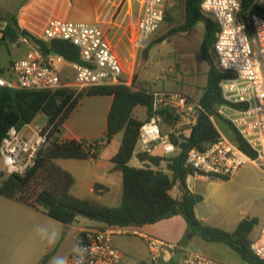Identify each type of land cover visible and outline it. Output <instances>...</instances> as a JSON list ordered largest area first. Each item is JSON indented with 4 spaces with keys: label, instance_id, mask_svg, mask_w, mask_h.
Instances as JSON below:
<instances>
[{
    "label": "trees",
    "instance_id": "16d2710c",
    "mask_svg": "<svg viewBox=\"0 0 264 264\" xmlns=\"http://www.w3.org/2000/svg\"><path fill=\"white\" fill-rule=\"evenodd\" d=\"M201 2L202 0H186L184 24L166 33L157 41L162 43L169 35L179 31H189L198 23H203L206 28L202 52L210 69L208 84L200 101L203 111L199 114L196 123L187 126L180 136L176 137L175 133L169 135L171 142L177 147L175 154L157 156L137 153L138 160L144 163V166L130 165L144 123L151 120L155 114H159L163 123L170 128H175L183 120L182 114L170 107H163L158 112H154L155 92L151 89L130 87L125 84L97 85L81 90L67 86L66 83L57 89L43 90L11 89L0 86V148L12 127L21 130L25 125L32 124L40 114L47 117L46 127L50 130L48 140L38 151L31 168L23 174L6 175L5 172H0V195L42 210L48 217L64 225L76 223L78 216L85 214L104 215L108 218L106 225L109 226L143 227L159 222L163 219L161 216L164 213L174 209L175 214L182 215L188 226L198 231L207 241L224 242L251 264H264V260L255 256L250 249V235L258 225V219H243L232 233L206 226L198 220L195 212V207L204 199L190 192L186 184L187 177L193 174V170L186 165L188 151L192 148L203 150L220 137L215 124L216 117L231 127L234 135L230 139L251 158H257V153L241 138L232 124L217 112V106L225 102L220 83L227 75L219 71L217 62L208 51L207 46L209 49L212 48L219 28L213 20L201 12ZM252 7L259 13L251 0H242L239 17L243 18ZM18 37L19 35L16 40ZM31 39L44 56L57 52L68 62L84 64L80 58L79 48L70 41L44 42L35 37ZM151 47L148 46L147 51ZM4 73L5 70L0 68V74L4 75ZM98 96L113 97L104 137L94 142L61 139L65 122L83 99ZM138 107L146 109L145 120L135 117L134 111ZM235 107L239 108L240 105ZM121 133L120 149L111 160L114 164L113 170L121 172L123 176L121 204L117 207H107L90 199H81L72 195L71 189L76 179L57 161L97 160L102 149ZM163 162L166 164V170L172 172V176L161 169ZM178 183L182 191L180 200L171 195ZM98 187L99 185L95 186L96 190ZM86 235V231L81 232L78 239H84ZM51 256L52 252L45 255L40 264H47ZM141 264L146 263L141 262Z\"/></svg>",
    "mask_w": 264,
    "mask_h": 264
},
{
    "label": "built area",
    "instance_id": "2783aa9c",
    "mask_svg": "<svg viewBox=\"0 0 264 264\" xmlns=\"http://www.w3.org/2000/svg\"><path fill=\"white\" fill-rule=\"evenodd\" d=\"M137 2L140 17L135 46L141 49L165 22L168 0ZM200 9L218 25L212 51L219 71L227 75L220 83L225 102L217 106V112L232 124L241 138L257 153L256 159L251 158L220 131L218 140L205 149L192 148L188 151L186 165L193 170L192 176L207 181H224L233 179L246 164L261 163V167H264V17L252 7L240 18L242 0H202ZM38 39L44 42L70 41L79 48L84 64L68 62L60 55L44 56L39 50L33 49L25 58L12 63L9 76L0 74L1 87L57 89L64 85L62 72L65 66L73 69L75 86L80 90L97 85L125 84L122 64L99 26L51 18ZM25 42L26 39L20 36L15 44ZM163 107L181 113L186 125H194L203 111L200 103L191 104L182 93L155 92L154 112ZM162 123L159 114L144 123L137 146L140 153L152 154L160 143L166 156L177 152L170 136L163 135ZM49 133L46 125L39 127L32 123L21 130L12 127L0 148V167L3 171L6 174L25 173L34 165L37 153L46 144ZM175 135L177 137L181 133L175 132ZM86 232V237L78 240L68 264H79L81 256L83 264H123L124 254L115 247L113 240L116 236L129 235L143 236L153 264H219L190 251L175 263V255L184 250L181 244L142 235L138 227L103 225ZM250 249L255 256L264 260V222L259 235L251 241Z\"/></svg>",
    "mask_w": 264,
    "mask_h": 264
},
{
    "label": "crops",
    "instance_id": "0c3cea01",
    "mask_svg": "<svg viewBox=\"0 0 264 264\" xmlns=\"http://www.w3.org/2000/svg\"><path fill=\"white\" fill-rule=\"evenodd\" d=\"M251 1L256 5L259 13L264 16V0ZM168 10L167 8V13ZM139 17L140 6L137 0H0V68L5 70V76H9V68L14 61L25 58L30 51L37 49L31 38H39L48 20L59 18L99 26L105 32L112 49L122 64L124 70L123 82L131 87L133 86L132 82L135 73H138L137 67L139 65L137 60L139 49L135 46V40L138 36L137 23ZM17 35L24 37L26 42L16 45L15 40ZM10 48L14 49L15 52L12 53ZM71 78L73 79L71 85H75L73 69L65 66L62 72V81ZM140 79L144 81L142 78ZM63 83L70 86L67 82ZM140 87L149 88L144 82H141L138 88ZM206 87L203 91L200 90L196 96L193 91H185L187 98L190 97L188 99L191 104L200 103ZM112 103V96L84 98L79 107L65 122L60 138L94 142L104 137L107 132L108 114ZM137 111L138 113L141 112L143 116L146 115V109L143 107L136 108L134 115H136ZM215 124L218 130L223 133L216 120ZM121 141L122 133L116 135L111 143L102 149L96 161H58L57 163L70 171L76 179L71 191L80 182V187L90 195V198L87 199L103 206L117 207L110 204L108 196L113 193L114 188H118L120 191L123 188L122 173L113 170L114 164L111 161L118 153ZM137 153H140L139 147L136 148L130 165L143 167L144 163L138 160ZM152 154L166 156L163 151V144H158ZM85 168H87V171L83 173ZM161 169L172 176V172L166 170L164 162L161 164ZM190 177L192 176L190 175L186 179L187 187L190 192L197 194L198 192L190 186ZM96 185H99L97 190L95 188ZM171 195L178 200L181 199L182 191L180 190L179 183L174 187ZM198 206L195 207L198 220L206 226L216 227L230 233L236 230L243 219H258V225L254 227L250 235L251 241L259 235L264 222V212L261 208L251 213L241 214V216L222 214L220 218L214 219L207 215H200ZM74 224L64 225L48 217L42 210L31 208L8 198L4 202L1 201L0 264H40L42 258L51 252L52 256L47 264H54L56 258H63L66 264H68L70 255L75 251L80 233L102 227V224L100 226L91 224L93 227L90 228L84 226L74 227ZM40 228L48 230V239H41L38 233V229ZM72 228L77 235L74 237L72 244L69 242L64 248L65 240ZM138 230L142 235L181 244L184 250L175 255L173 259L175 263L181 261L185 253L190 251L199 253L219 264H251L228 244L207 241L198 231L191 230L184 217L180 214L163 218L152 225L138 227ZM138 237L144 240L143 236ZM113 243L118 250L124 255L126 254L122 244L114 242V240ZM127 259L124 257L123 264H141V262L153 264L150 255L147 258L131 257L129 261Z\"/></svg>",
    "mask_w": 264,
    "mask_h": 264
},
{
    "label": "rangeland",
    "instance_id": "374dc122",
    "mask_svg": "<svg viewBox=\"0 0 264 264\" xmlns=\"http://www.w3.org/2000/svg\"><path fill=\"white\" fill-rule=\"evenodd\" d=\"M185 1L169 0L167 4V8L169 9L167 19L159 30L145 42L144 47L138 50L137 60L139 65L137 67L138 73H135L132 82L134 87H138L141 82H144L149 87L148 89L154 90V92H179L186 97L185 91H193L196 96L200 90L203 91L205 89L209 64L203 58L202 52L203 40L206 33L203 23H198L190 28L189 31L175 32L169 35L166 41L157 43L163 35L184 24ZM148 46L152 47L147 51ZM207 48L211 57L216 61L212 48L209 49L208 46ZM11 51L12 53L15 52L14 49H11ZM140 78L144 81H141ZM63 82H67L71 87L79 89L74 84L71 85L73 83L72 78L65 79ZM135 117L145 120L146 115L143 116L141 112L138 113L137 111ZM217 118H215L216 123L222 129L223 134L227 137L233 136L234 132L231 127L222 119ZM183 122L182 120L175 130L162 123L161 131L163 135H170L175 132L182 134L183 130L187 127ZM46 124L47 117L43 114H40L33 122V126L37 125L39 127H43ZM72 160L75 159H65L66 162H71ZM77 161L86 162L87 160ZM86 171L87 168L83 170V173ZM0 172H4L2 168ZM190 186L204 199V201L199 203L200 206H198L199 204L197 205L200 215L203 214L218 219L222 214L241 216V214L251 213L258 208H261L264 212V167H261V163L259 165L252 163L244 165L237 175L230 180L208 182L192 176L190 177ZM71 194L82 199L90 198L86 190L80 187V182L73 188ZM121 198L122 191L118 188H114L113 193L108 196L110 204L113 206L120 205ZM6 200V197L0 195V202ZM106 201L108 200L106 199ZM91 224L96 226L101 225V223L95 220L80 215L74 227L84 226L90 228L93 227ZM73 228L70 229V233L67 235L64 248L69 242L72 244L74 237L77 235L73 231ZM114 242L122 244L126 252L124 257L125 259L128 258V261L131 257L147 258L150 255L145 241L138 236H118L114 238Z\"/></svg>",
    "mask_w": 264,
    "mask_h": 264
},
{
    "label": "water",
    "instance_id": "95a60500",
    "mask_svg": "<svg viewBox=\"0 0 264 264\" xmlns=\"http://www.w3.org/2000/svg\"><path fill=\"white\" fill-rule=\"evenodd\" d=\"M51 55H53V56H58L59 54H58L57 52H52ZM173 215H175V210H174V209H172V210H170V211L164 213V214L161 216V218H168V217H171V216H173ZM82 216H83V217H86V218H88V219L95 220V221H97V222H99V223H101V224H105V225L108 224V218H107L106 216H104V215L91 216V215H85V214H82Z\"/></svg>",
    "mask_w": 264,
    "mask_h": 264
},
{
    "label": "clouds",
    "instance_id": "9594fccd",
    "mask_svg": "<svg viewBox=\"0 0 264 264\" xmlns=\"http://www.w3.org/2000/svg\"><path fill=\"white\" fill-rule=\"evenodd\" d=\"M38 233L41 237V239H48V230L46 228H40L38 229ZM54 264H66L63 258H56L54 260ZM79 264H83V257L81 256V259L79 261Z\"/></svg>",
    "mask_w": 264,
    "mask_h": 264
}]
</instances>
